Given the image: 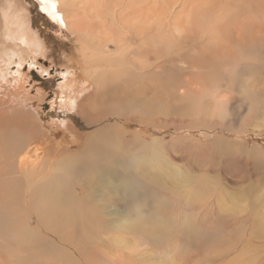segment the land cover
<instances>
[{
  "label": "rangeland",
  "instance_id": "374dc122",
  "mask_svg": "<svg viewBox=\"0 0 264 264\" xmlns=\"http://www.w3.org/2000/svg\"><path fill=\"white\" fill-rule=\"evenodd\" d=\"M74 1L76 4L78 3L75 9L76 13L78 12L77 18L67 20L68 25L62 24L65 27L62 28V25L60 27L56 26L55 23H51L49 21L51 18L41 15L36 3L32 0H15V3L20 8L22 7V11L27 15L30 27L44 41L43 48L46 50L38 55H33L27 49L25 51H28V53L21 54V50L16 48L18 55L24 56V61L21 67L18 64L11 65V68L18 67L20 72L24 75L27 74L26 77L29 81L27 85L30 88L29 90H31V99L35 102L34 107H39L37 119L40 125H49L50 112L53 115L58 113L56 103L61 106L67 104V99L61 93L62 87L60 88L65 83V78L67 80L81 79L80 88L86 85V82H83L81 78L82 73L84 75L85 60L81 54L80 60L78 54V51L81 52V50L86 49H83L85 44L80 40L81 36L75 29L85 25L83 21L86 23L85 17H88L87 14L92 16L89 12L94 11L95 2H103L109 5L111 9V21L120 29L127 19L121 16L122 13L126 12L125 7L119 9L121 3L127 7H141V33L143 34L141 35V40H143V44L141 41V46H144V44L148 45L149 42L150 44L154 43L153 47H143L142 51L145 53H142L145 55L141 57L150 58V65L160 63L158 65L160 67L155 70L146 67L147 71L145 70V73L141 72L144 75V77H141L143 79L141 81L142 92H133L129 103L125 104V107H128L130 103L134 106L135 104L131 101L136 102L137 105L134 107L140 105L141 111L145 112L146 115L141 113V121L133 118H115L110 116L111 123L108 124L107 128L110 129L111 135L114 136L115 143L112 148L116 149L114 150L116 154H113L114 158L110 160L112 163L106 164L105 167L108 171H102L104 175H101V171H96V173H99L92 180L94 185H88L90 191L88 190L84 197L74 202L68 201L75 215L71 225L73 223L79 225L89 239L98 233L97 236H102H99L100 242L90 245L86 244V249L92 251V253L96 251L94 254L99 256H103L105 253L106 259H98L99 261L95 260L91 264H245V261H247V264H260L259 261L248 263V255L244 256V261L236 260V256L242 244L247 243V240L253 234L254 237L256 235L258 241L255 239L256 237L253 238L255 241H253L252 248L264 256V106L253 116L248 115L247 119L232 121L233 117L231 115L229 119L222 121L216 117H207V119L202 120L191 113L188 117L182 119L177 113L175 114V110L182 105V102L171 99L170 94L173 92V89H176L175 92H177L179 97L182 95H180L181 91H177L178 85L188 90L195 87L199 91H204L205 94L210 89H221L225 81L219 82L216 79L217 82H213L212 76L215 73H226L224 71L226 70V66L222 62L227 60L219 59L218 65L220 67H217L214 73L210 71L209 67V69L206 68V63L201 67L200 71H193L191 75L189 71L183 72L181 74L183 77L182 81H179L175 74L178 72L177 68L166 66L159 61L157 62V51L154 50L162 45L163 47L160 50L166 53L167 51H171V46H173V49L179 48L178 51L180 53L188 52L192 55L196 53L194 50V40L197 39L199 40L198 42H201V34L206 39V42L197 48V52H201L202 56L204 55V50L201 48H205L206 52L210 54L213 48L221 45L210 43H216L212 40V37L225 38L226 42L229 41V34H227L229 31L226 27L231 25L228 22L230 19L227 18V11L225 10L235 7H238V14L229 16H234V18L231 17L234 25L240 22L244 28L240 34H236L234 37L243 38L247 36L252 38L257 36V34L262 35L264 33L263 29L257 27L255 24L261 25L264 23V0H230L229 2H226L227 0ZM167 4H169V7L174 6L170 9L169 7H165ZM1 10L0 6V14ZM86 11L88 12L86 13ZM69 12L73 16L71 13L73 11ZM189 19L191 22H189ZM252 20L254 23H248V21L251 22ZM79 22H82L83 25H80ZM148 29L150 31L146 32L145 30ZM168 29L171 33L167 32ZM4 34L3 26L0 23V37L2 39L4 38ZM173 36H176L177 40H175L174 45H170V42H168L169 37L175 39ZM85 40L88 42H105L103 36L98 33H89L85 37ZM4 43L0 39V49H4L1 46ZM106 43L111 51L115 50L114 43L111 40H106ZM180 47H183V49ZM8 49H11V46ZM145 50H148L147 53ZM70 58L72 61L71 67L75 59H78L81 64L77 65L76 68H70L68 62ZM236 59L232 60L234 62L239 60ZM187 66L188 64L184 62L178 64V67L184 69ZM11 68L9 67L7 70L9 73L12 71ZM169 68L174 69L173 72ZM257 68L264 71V65ZM208 70L211 72V75ZM234 70V78H236V70L239 73L243 70V67L238 65ZM68 71L69 73H67ZM204 72L207 73L206 76ZM68 74H70L69 77H67ZM198 75H200L199 78ZM83 77L86 78L85 75ZM187 82L189 83L187 84ZM166 84L170 85V87L168 88ZM189 84L193 87L190 88ZM232 85V90L233 92L235 91L234 95L231 93V90L227 92L224 87L221 89L223 92H227V96H222V101L231 100L235 103L231 108L233 112H242L243 105L237 104L241 102L238 100L237 94H235L237 93V89L234 83H231ZM256 87L254 88L256 92H264V82L256 85ZM204 97L195 98L194 94L189 93L187 102L198 109L207 103L208 98L205 95ZM106 107L112 108V103L109 102ZM133 110L137 112L135 108ZM258 112L260 118L258 117ZM61 114L63 113L61 112ZM42 117L45 119L42 120ZM61 131L58 130L56 135L60 134ZM119 138L120 140L117 141ZM216 141L217 143H214ZM70 149L66 150V152L75 151ZM223 150H225V153ZM61 152H65V150L61 149ZM120 160L121 162H119ZM109 166L112 168H109ZM112 174H114V177ZM107 175L110 176L108 179L110 185L107 184L108 180L106 181V179L104 180L106 181L104 184L98 181L101 176ZM134 181H137V183H134ZM142 181L145 182L143 183ZM113 190L115 191L113 192ZM149 193L151 196H149ZM132 194L135 195L132 196ZM97 202L99 205H97ZM93 205L98 211L93 208ZM131 205H134L133 209ZM156 205L157 209L155 210ZM84 206L87 208L85 209ZM101 207L106 208L101 209ZM119 207L121 208L119 209ZM91 209H94V212ZM110 209L111 211L109 212L114 211L117 216H110L108 212ZM122 210L124 211V218L129 222L126 226H123L125 229L123 228L122 233H120L121 231L116 230L115 224H120H118V220L121 218H118L120 214H117V212ZM98 212H101V214ZM132 212H136L134 213L135 215ZM251 219L254 222H250ZM66 223L70 224V222ZM94 226L98 228L94 229ZM97 236L95 238H98ZM240 244L241 246H239ZM236 247H239V249H236ZM252 248L249 249L250 252L248 250L249 253H252ZM233 250L235 251L232 252ZM54 251L57 257H62L64 250L55 248ZM79 258L76 260V264H89L85 256L83 257L80 254ZM68 259L62 258L51 262V264H57L60 261H62L60 262L62 264H69ZM72 264H75V260Z\"/></svg>",
  "mask_w": 264,
  "mask_h": 264
},
{
  "label": "bare ground",
  "instance_id": "6f19581e",
  "mask_svg": "<svg viewBox=\"0 0 264 264\" xmlns=\"http://www.w3.org/2000/svg\"><path fill=\"white\" fill-rule=\"evenodd\" d=\"M32 1L36 3L41 13H43L46 17L51 18V20H53L58 26L62 24L68 25L67 20L77 18L76 16L78 12L76 13L75 9L77 8L76 6L78 3L76 4L74 0H43V2L42 0ZM229 1L230 0H227L226 2ZM94 4V11H92L91 6L90 8L92 12H89L92 14V16L87 14L88 17H85L87 20L86 23L83 21L85 25L81 28L75 29L81 36L80 40L85 44L83 49H86L81 50V52L78 51L79 59L81 58V54L82 58L85 60L84 75L87 79L83 77V73L81 78L83 79V82H86V85L83 88H80L79 84L81 83V79L67 80L65 78V83L60 87H62L61 93L67 99V104L63 103L64 106H61L56 103L58 106V113L54 115L52 112L49 113L51 119H49V125H51L49 126L46 124L40 125L38 123L37 117L39 115V107L36 106L37 108H35V102L31 99V90H29L30 88L27 85V83H29L28 78L26 77L27 74L24 75L17 69H13L14 71H11L10 73L7 71L9 67L13 65V63L21 66L19 60L17 61V58L21 59L24 58V56H19L16 48L21 50V54L28 53V51H25V49H29L31 54L38 53L43 49L38 37V33H35V30H32L30 24L27 21V15L22 11V7L20 8V6L15 3V0H0V6L2 8L0 14V23L2 24L3 30L5 32L4 38L2 39V37H0V39L5 42L4 44H1L4 49H0V264H51V262H55L62 258H69L67 260L69 264H72V262L75 260L76 264V260H78L80 254L83 257H86L85 259L89 264L95 260L99 261L98 259H106L105 253L103 256H99L94 254L96 251L92 253V251H88L86 249V244L90 245L100 242L101 240L99 236L101 235L97 236L99 234L98 233L96 235L98 238H95L96 236L93 233L95 237L93 236L94 238L90 237L89 239L87 234H85V231H83L79 225L76 223L71 225L75 215L73 209L70 208L69 202L79 200L81 197H84L88 190L90 191L88 185H94L92 180L99 173H96L97 170L101 171V175L103 174L102 171H108L106 170L105 166L107 163L111 162L110 160L112 158H114L113 154H116L114 151L116 149L112 148L115 143L114 136L111 135L110 129L107 128L108 124L111 123V117L133 118L135 120L141 121V113L146 115L145 112L141 111L140 105L134 107L137 105L136 102L131 101L135 104L134 106L130 103L131 105L129 104L128 107H125V104L129 103L133 92H142L141 81H143V79H141V77H144V75L141 74V72H144L146 67L155 70L160 67L158 66L160 63L156 65H150V58L147 57L148 59H146L141 57L142 55H145L143 54L145 52L142 51V49H144L143 47L150 48L153 47L154 44L152 41L150 44L149 41L145 40L149 42V44H144V46H141L143 44V40H141V35H143L141 33V7H127L126 5L123 6L121 3L119 9H123L124 7L126 9V12L122 13L121 16L123 18L126 17L127 19L126 23H124L123 27L120 29L117 28L113 21H111V9L108 4H104L103 2H95ZM126 4L128 5L127 2ZM139 4L141 5V3ZM173 6L174 5L169 7V4H167L165 7L172 9ZM69 11H73L71 12L73 16L70 15ZM225 11H227L226 16L230 19L228 22L231 25L226 27V29L229 31V33L227 32V34H229V41L226 42L224 37V39L212 37V40H214L216 43H210L221 45L213 48L210 54L206 52L205 48H201L204 50V55L201 56L202 53L197 52V48L201 47L202 44L206 42V39L203 38V35L201 34V42H198L199 40L197 39L194 40V50L196 53L192 55H190L188 52L180 53L178 51L179 48L173 49V46H171V51H167L165 53L160 50L163 46H159L157 44L155 45L159 47L154 51H157V62L159 61L166 66L177 68L176 70L178 72L174 73L177 75L176 77L179 81L183 78L181 75L183 72L189 71L191 75V72L193 71H200L201 67H203V65L206 63V68H210V71L214 73V70L217 67H220V65H218L219 59L227 60L222 62L226 66V70H224L226 73H215L212 76V81H225V83L223 82V87L227 92L231 90L233 95L235 91L233 92V85L231 86V83H234V86L237 89V93L235 94H237L236 96L241 102L237 104L243 105V110L242 112L234 113L231 108L235 103L231 100H226L225 102L222 101V96H227V92L225 93L221 90L223 87L221 89H210V91L205 94L204 91L195 89V87H193L191 84H189L190 88L193 87L191 90L183 89L177 84V87H179L177 91H181L180 95L182 96L179 97L177 92H175L176 89H173L170 97L175 101L182 102V105L175 110V114L177 113V115L182 119L188 117L190 113L198 116L199 119L202 120L207 119V117H216L222 121L229 119L231 115L233 117L232 121L244 118L247 119L246 117L248 115L253 116L264 106V92L258 93L254 90V88H257L256 85L264 82V71L257 68L258 66L264 65V33L262 35L257 34V36L252 38L247 36H244L243 38H235L234 35L240 34L244 27L240 22H237L234 25V22L231 19L232 16L230 17L229 15L236 14L238 7L229 8ZM87 12L88 11H86V13ZM232 18H234V16ZM189 22H191V20ZM252 22L254 23L253 20L251 22L248 21L250 24H252ZM79 23L80 25H83L82 22ZM255 25L264 31V23L261 25ZM63 27L64 26L62 25V28ZM192 30L194 31V29ZM145 31L148 32L150 29ZM167 32L171 33L169 29ZM89 33L100 34L105 39V42L86 41L85 37H87ZM173 37L175 39H171L169 37L168 42H170V45H174L175 40H177L176 36ZM106 40H111L114 43V51H111V49L107 47ZM9 46H11V49H8ZM183 47L180 48L183 49ZM236 58L239 60L234 62L232 59L235 60ZM183 62L188 64L186 69L178 67V64ZM80 64V61L75 59L72 68H76L77 65ZM238 65H241L243 70L239 73L236 70L237 77L234 78V69H236ZM173 70L174 69H172L171 72H173ZM210 71L209 74L211 73ZM206 74L207 73H205V76ZM200 75H198V78ZM188 83L189 82H187V84ZM182 84L180 83V85ZM167 87L169 88L170 85H167ZM166 90L168 91V89ZM189 93L194 94L195 98H205V95L208 98L205 106L197 109L191 103L188 104L187 98L189 97ZM109 102H111L113 106L110 109L106 107L108 106ZM134 108L137 110V112L133 110ZM60 111L64 114V117ZM257 114L259 117V112ZM41 119L44 120L45 118L42 117ZM150 121L152 120L150 119ZM58 130L62 131L60 134L56 135ZM60 137L62 138L60 139ZM119 140L120 138L117 139V141ZM214 143H217V141ZM224 147L222 148L224 149ZM69 148H71L70 150L75 151L66 152V150H69ZM61 149L65 150V152H61ZM225 150H223L224 153ZM228 157H230V155H228ZM119 162H121V160ZM111 163L110 165H112ZM109 168L112 167L109 166ZM113 175L114 174H112V176ZM134 175L133 177L136 176ZM109 178V175L101 176L99 178L100 180L98 179V181L104 184ZM105 179L106 181H104ZM135 182L137 183V181H134V183ZM107 184L110 185L109 180L107 181ZM126 185L128 186V184ZM149 188L151 189V187ZM169 188L171 187L169 186ZM114 191L115 190H113V192ZM133 195L135 194H132V196ZM149 196H151L150 193ZM97 205H99L98 202ZM152 206L154 207V205ZM87 207L84 206L85 209ZM103 208L101 207V209ZM120 208L121 207H119V209ZM101 209L100 211H102ZM156 209L157 205L155 210ZM95 210H97V208ZM109 211H111V209L108 210V212ZM123 212V210L117 212V214H120L118 218L121 219L118 220L119 222L117 221L118 224L120 223L119 225L115 224L116 230L121 231L120 233H122L124 228L123 226H126L129 222H127L126 218H124ZM98 213L101 214V212ZM109 213L108 214L112 217L113 215L117 216L114 211ZM134 213L132 212V214ZM251 221L253 220L251 219L250 222ZM66 222H70V224H67ZM109 223L112 222L110 221ZM98 227H100V225H98ZM98 227L94 226V229ZM255 237L253 234L251 237H249L250 239L247 240V243H245L246 241L244 240L245 244H242V246L241 244L239 245L241 248L236 256V260L244 261V256L248 255V263L259 261L260 264H264L263 254L257 253L256 250L252 248L253 241H255L253 238ZM119 238L122 239L121 237ZM255 239L257 240V237ZM55 248L64 250L62 257H57L54 251ZM251 248L253 249L251 250L252 253H249V249ZM236 249H239V247H236ZM234 251L235 250L232 252ZM220 258L222 259V257ZM229 261L231 262L230 259ZM60 262L57 264H62ZM245 262V264H247V261Z\"/></svg>",
  "mask_w": 264,
  "mask_h": 264
},
{
  "label": "flooded vegetation",
  "instance_id": "af4514ba",
  "mask_svg": "<svg viewBox=\"0 0 264 264\" xmlns=\"http://www.w3.org/2000/svg\"><path fill=\"white\" fill-rule=\"evenodd\" d=\"M40 12V11H39ZM41 13V12H40ZM41 15H43V16H45L43 13H41ZM46 17V16H45ZM28 18H29V15H28ZM47 18V17H46ZM51 23H55L53 20H49ZM28 23H29V21H28ZM56 24V23H55ZM57 25V24H56ZM32 30H34V29H32ZM37 32V31H36ZM38 37H39V35H38ZM39 40H40V43L42 44V47L44 46V41L39 37ZM42 40V41H41ZM29 50V49H28ZM30 51V50H29ZM46 50H45V48H43L40 52H38V53H35V54H33V55H38V54H40L41 52L43 53V52H45ZM31 52V51H30ZM31 55V54H30ZM19 60V63L21 64V66H22V62L24 61L23 60V58H21V59H19V58H17V61ZM68 62H69V66L71 65V63H72V61H71V58L70 59H68ZM15 63H13V65H14ZM20 66V67H21ZM12 67V66H11ZM10 67V68H11ZM14 68V67H13ZM13 68H11L12 69V71H14V70H19L18 69V67H15L14 68V70H13ZM70 68H72L71 66H70ZM67 73H69V71L67 72ZM66 76V75H65ZM70 76V74H68V76L67 77H69ZM65 78V77H64ZM64 80V79H63ZM63 83V82H62ZM61 88V87H60Z\"/></svg>",
  "mask_w": 264,
  "mask_h": 264
},
{
  "label": "snow or ice",
  "instance_id": "6c2138e0",
  "mask_svg": "<svg viewBox=\"0 0 264 264\" xmlns=\"http://www.w3.org/2000/svg\"><path fill=\"white\" fill-rule=\"evenodd\" d=\"M42 2H43V0H42Z\"/></svg>",
  "mask_w": 264,
  "mask_h": 264
}]
</instances>
